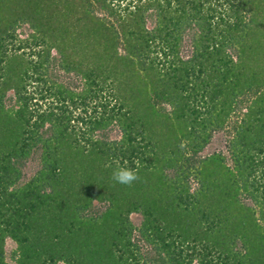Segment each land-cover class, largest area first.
Masks as SVG:
<instances>
[{
	"label": "trees",
	"instance_id": "obj_1",
	"mask_svg": "<svg viewBox=\"0 0 264 264\" xmlns=\"http://www.w3.org/2000/svg\"><path fill=\"white\" fill-rule=\"evenodd\" d=\"M0 264H264V0H0Z\"/></svg>",
	"mask_w": 264,
	"mask_h": 264
},
{
	"label": "clouds",
	"instance_id": "obj_2",
	"mask_svg": "<svg viewBox=\"0 0 264 264\" xmlns=\"http://www.w3.org/2000/svg\"><path fill=\"white\" fill-rule=\"evenodd\" d=\"M112 179L119 184L131 186L139 179V176L133 169L122 167L113 172Z\"/></svg>",
	"mask_w": 264,
	"mask_h": 264
}]
</instances>
